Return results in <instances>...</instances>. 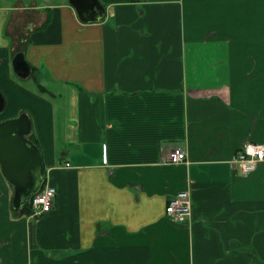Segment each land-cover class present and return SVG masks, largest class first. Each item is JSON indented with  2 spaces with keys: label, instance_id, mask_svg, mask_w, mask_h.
Returning a JSON list of instances; mask_svg holds the SVG:
<instances>
[{
  "label": "crops",
  "instance_id": "obj_1",
  "mask_svg": "<svg viewBox=\"0 0 264 264\" xmlns=\"http://www.w3.org/2000/svg\"><path fill=\"white\" fill-rule=\"evenodd\" d=\"M196 1L107 0L97 24L69 3L0 6V121L28 108L58 190L33 247L0 170V264H264V162L245 175L232 161L264 144V0H215V25ZM29 79L47 102L26 99ZM185 190L178 225L166 208Z\"/></svg>",
  "mask_w": 264,
  "mask_h": 264
},
{
  "label": "water",
  "instance_id": "obj_2",
  "mask_svg": "<svg viewBox=\"0 0 264 264\" xmlns=\"http://www.w3.org/2000/svg\"><path fill=\"white\" fill-rule=\"evenodd\" d=\"M75 9L80 23L97 24L105 21L107 7L101 0H68ZM14 68L24 78L30 65L23 52L15 56ZM6 99L0 92V112L4 111ZM27 113L0 123V167L4 177L13 188L12 209L21 211L34 194L42 188L46 168L41 148L31 143L32 121Z\"/></svg>",
  "mask_w": 264,
  "mask_h": 264
},
{
  "label": "built area",
  "instance_id": "obj_3",
  "mask_svg": "<svg viewBox=\"0 0 264 264\" xmlns=\"http://www.w3.org/2000/svg\"><path fill=\"white\" fill-rule=\"evenodd\" d=\"M234 157L233 165L239 169L242 174L248 175L254 172L257 167L264 162V144H246L242 146ZM187 152L183 148H176L170 155V161L173 164L186 162ZM58 190L51 184L49 178H45L40 191L30 199L32 214L30 219L39 220L50 213L56 204ZM169 219L179 224H186L191 221L193 213L192 194L190 190L180 192L174 197L166 208Z\"/></svg>",
  "mask_w": 264,
  "mask_h": 264
},
{
  "label": "rangeland",
  "instance_id": "obj_4",
  "mask_svg": "<svg viewBox=\"0 0 264 264\" xmlns=\"http://www.w3.org/2000/svg\"><path fill=\"white\" fill-rule=\"evenodd\" d=\"M103 3L107 0H101ZM122 1H127V0H122ZM166 2H169V1H172V0H165ZM190 1H193L194 3H197L196 0H190ZM203 1V0H201ZM209 1V6H206V7H199L198 9V12L200 14H202V16H208V20H209V23L210 24H214L215 25V19L214 21L212 20V17H215V0H207ZM62 3H68V0H0V6H5V7H9V8H14V7H17V6H24V7H29V8H34V7H48V6H52V5H58V4H62ZM209 10H210V15H209ZM4 53L3 52H0V59H3L4 57ZM12 78V77H11ZM42 78V75L40 76V79ZM1 87L5 88V86H3V82H1ZM25 88L26 90H24V95L26 97L27 100L29 101H34L36 104H42V103H45L47 102L48 98H50L49 95L46 96L45 95H42L44 93L41 92L40 89L38 88H35L34 87V82L32 80H28V81H25ZM35 88V89H34ZM62 88V87H61ZM60 89V94H62V89ZM25 91L27 92V94L25 93ZM43 99V100H46V101H39L36 99V96ZM66 95H59L58 96V101H57V106H55V103H53V106L54 108L56 109V111L58 112L57 116L55 117V124H59V126H64V122L66 120H68V117H67V112L64 110V99H65ZM49 102H51V100H49ZM25 110H23L22 112L18 111L17 114H23V113H27L26 111H29L28 108L26 106H22ZM4 111L0 112V114H3ZM5 116H8V113H6L5 115H3V118H6ZM15 118V117H14ZM10 119H13V118H9V119H5V120H2L0 121L3 122V121H6V120H10ZM60 121V122H59ZM57 124V125H58ZM61 147H64L65 146V143L63 141H60V144H59ZM5 178V177H4ZM6 179V178H5ZM13 218H18V217H15L13 216ZM20 218V217H19ZM24 219V218H22Z\"/></svg>",
  "mask_w": 264,
  "mask_h": 264
},
{
  "label": "trees",
  "instance_id": "obj_5",
  "mask_svg": "<svg viewBox=\"0 0 264 264\" xmlns=\"http://www.w3.org/2000/svg\"><path fill=\"white\" fill-rule=\"evenodd\" d=\"M103 4L107 7V5L105 3H103ZM30 139H31V143H35L36 145H38L40 147L39 139H38V137L36 136L35 133L31 134ZM12 198H13V196H12ZM11 207H12V205H11ZM32 212L33 211L31 209V203L29 201L24 207L21 208L20 212L15 213L13 211V214H16L18 217H20V219H22V218H29L31 216ZM36 228H37V226L35 224V221H30L31 240H32V246L33 247H35V241H36V234H35L36 233Z\"/></svg>",
  "mask_w": 264,
  "mask_h": 264
},
{
  "label": "flooded vegetation",
  "instance_id": "obj_6",
  "mask_svg": "<svg viewBox=\"0 0 264 264\" xmlns=\"http://www.w3.org/2000/svg\"><path fill=\"white\" fill-rule=\"evenodd\" d=\"M20 53V52H19ZM15 56H17V55H15Z\"/></svg>",
  "mask_w": 264,
  "mask_h": 264
}]
</instances>
